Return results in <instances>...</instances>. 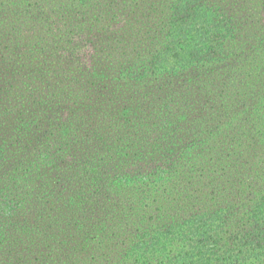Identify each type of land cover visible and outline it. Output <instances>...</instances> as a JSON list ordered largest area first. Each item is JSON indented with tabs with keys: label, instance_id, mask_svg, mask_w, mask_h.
Wrapping results in <instances>:
<instances>
[{
	"label": "trees",
	"instance_id": "1",
	"mask_svg": "<svg viewBox=\"0 0 264 264\" xmlns=\"http://www.w3.org/2000/svg\"><path fill=\"white\" fill-rule=\"evenodd\" d=\"M0 63V264H264V0H0Z\"/></svg>",
	"mask_w": 264,
	"mask_h": 264
},
{
	"label": "rangeland",
	"instance_id": "2",
	"mask_svg": "<svg viewBox=\"0 0 264 264\" xmlns=\"http://www.w3.org/2000/svg\"><path fill=\"white\" fill-rule=\"evenodd\" d=\"M3 65H4V64L0 63V69L2 68ZM8 78H9V77H8Z\"/></svg>",
	"mask_w": 264,
	"mask_h": 264
}]
</instances>
